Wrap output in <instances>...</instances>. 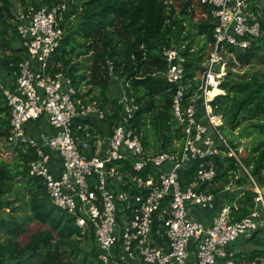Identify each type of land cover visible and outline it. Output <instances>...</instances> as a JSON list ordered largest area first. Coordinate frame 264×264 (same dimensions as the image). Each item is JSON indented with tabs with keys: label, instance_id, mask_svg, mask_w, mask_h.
Here are the masks:
<instances>
[{
	"label": "trees",
	"instance_id": "obj_1",
	"mask_svg": "<svg viewBox=\"0 0 264 264\" xmlns=\"http://www.w3.org/2000/svg\"><path fill=\"white\" fill-rule=\"evenodd\" d=\"M60 1L0 0V137H7L10 117L3 88L13 85L18 75V63L25 57L16 30L15 4L23 6L22 12L26 13L30 9L51 7ZM193 1L68 0L65 17L73 16V19H67V32L51 59L57 70L71 77L79 91L77 97L83 102L93 99L99 102L105 112L99 121L108 129L120 120L118 96L109 99L110 84L120 82L127 102L136 107L130 125L139 133L149 154H155L176 150L182 137L171 109L177 85L166 79L167 62L162 55L170 47L179 50L184 68L182 83L186 95H194L196 120L211 129L220 149L211 157L214 178L210 183L199 184L198 188L212 193L217 206L230 205L231 219L236 221L250 214L255 207L253 181L264 190V0H248L258 11L261 35L252 38L250 46L243 50L226 46L224 54H232L218 84L222 93L209 101L212 113L221 116V124L214 130L205 115L203 94L199 89L201 80L197 76L198 72L204 71L214 47V24L207 7L198 2L203 13L206 12L205 19L199 23L191 22ZM191 27L196 29L195 33ZM195 36H200L202 42L196 49L193 47ZM86 56L85 65L80 58ZM255 61L262 64L261 74L233 70L234 67H248ZM242 125H245L246 133L254 136L253 145L247 156L237 160L227 154L228 148L215 132L222 134L230 147L237 148L234 131ZM97 130L103 132L93 120L76 119L74 123V135L80 140L95 135ZM15 152L14 164L0 158V211L4 213L0 215V264H104L98 259L100 251L95 246L93 230L81 236L73 217L51 202L42 179L29 175L28 163L35 157L33 149L21 146L15 147ZM82 152L92 156L94 148L92 146L90 155L86 148ZM111 165L117 166V170L125 175L145 177L148 172L157 179L159 174L150 164L142 172L132 171L127 160ZM196 167L197 162H194L180 170L182 186L196 179ZM232 186L238 191L228 197L233 191ZM10 195L12 199L7 198ZM19 200L22 205H13ZM20 209H26L28 213L17 215ZM194 209L198 219H205L198 217V213L209 216L206 210ZM157 213L152 231L159 245L166 237ZM32 221L46 225V228L30 234L21 245L19 237ZM54 237L66 240L67 249L61 253L46 250ZM249 241L256 247L250 251L237 249ZM227 248L235 264H260L261 259L264 260V226L239 237Z\"/></svg>",
	"mask_w": 264,
	"mask_h": 264
},
{
	"label": "built area",
	"instance_id": "obj_2",
	"mask_svg": "<svg viewBox=\"0 0 264 264\" xmlns=\"http://www.w3.org/2000/svg\"><path fill=\"white\" fill-rule=\"evenodd\" d=\"M196 2L207 7L214 24V47L199 85L205 115L214 130L221 116L212 113L207 93L218 87L223 76L226 46L248 48L251 39L261 35V28L258 11L248 0ZM68 6V0H61L16 17L25 57L18 63L13 85L3 88L10 111L7 143L14 151L21 146L33 149L29 175L42 179L51 202L73 217L81 236L93 230L98 259L104 264H135L138 259L144 264H235L227 247L264 226V190L253 181L255 207L236 221L231 219L230 205L219 207L212 193L199 190V184L214 178L211 157L220 149L211 129L196 120L194 95L187 96L182 83L179 50L170 47L162 54L167 62L165 77L177 85L171 109L182 137L176 150L149 154L130 125L136 107L122 92L120 120L106 133V149L88 156L82 149L89 146L91 151L92 144L74 135V123L84 118L101 120L104 111L95 99L82 102L71 77L57 70L51 59L67 32V19H73L65 17ZM35 121H46L53 131L32 135L29 127ZM215 134L228 148L227 154L239 160L222 134L217 130ZM124 160L134 172L146 171L149 164L156 167L158 178L148 172L145 177L125 175L111 165ZM194 162L196 179L182 186L180 170ZM195 207L208 211V219L196 218ZM156 213L166 237L159 245L152 231Z\"/></svg>",
	"mask_w": 264,
	"mask_h": 264
},
{
	"label": "rangeland",
	"instance_id": "obj_3",
	"mask_svg": "<svg viewBox=\"0 0 264 264\" xmlns=\"http://www.w3.org/2000/svg\"><path fill=\"white\" fill-rule=\"evenodd\" d=\"M177 4V2H175ZM79 7V4H78ZM180 8V7H179ZM178 8V9H179ZM191 8L193 9V13L190 16L191 22L192 23H199L200 21H203L205 19V15H203V11L201 9V7L197 4L196 0L193 1ZM15 13H20L23 11V6H21L19 3L15 4ZM179 11V10H178ZM192 31L195 33L196 29L194 27H191ZM202 44V42L200 41V36H195V42L193 44L194 49H196L198 46H200ZM209 50V45L207 46V50L206 53H208ZM231 57V54L225 53L223 58L225 59V63L226 61ZM81 60H83V63L86 65L87 64V59L88 57L86 56V58L81 57ZM228 68V65L225 66V70ZM234 71H237L238 73H242L243 70H247L250 73H254V72H258L261 74L262 72V64L259 61H255L253 62L252 65L248 66V67H239L238 69L236 67L233 68ZM201 72L197 73V76L200 78L201 77ZM118 83L113 82L112 84H110V89H109V93L112 97H117L119 91H120V85H118ZM218 93H222V90H218ZM216 92V94H218ZM209 97V96H208ZM214 97V96H213ZM213 97H211L210 99H212ZM86 99V98H85ZM244 126L242 125L239 129H236L234 131V139H235V143L238 145L237 148L232 147L235 151H237V155L238 157H245L250 153V149L253 145V137L249 135L248 133H246L244 131ZM251 130V129H250ZM226 132V131H225ZM227 134V133H224ZM16 155V152L14 151V149H12V146L9 145L6 141L5 137H0V158L4 159L6 161H8L11 164L16 163L14 156ZM234 187L232 186L233 190ZM237 189V188H235ZM231 194V192H229ZM9 199H12L13 196L10 195L9 197H7ZM26 198V197H25ZM22 201H18L17 203L13 204V205H19ZM7 213L8 210H5ZM28 212L26 211V209H20L16 214L17 215H26ZM4 214L3 211H0V215ZM26 232L24 234H22L19 237V243L22 245L24 244L27 240H28V236L32 233H34L36 230H40V229H45L46 225H41L40 223H37L35 221L29 222L26 225ZM1 233H0V237H1ZM254 247H256L254 245V243H251V241L241 244L240 246H237L238 250H242V251H250L251 249H253ZM67 249V242L66 240H60L56 237H54L51 241V245L46 249L50 252H59L61 253L62 251ZM140 262H142L140 259H138ZM123 262V261H121ZM141 264V263H140ZM251 264V263H249ZM260 264H264V260L261 259Z\"/></svg>",
	"mask_w": 264,
	"mask_h": 264
},
{
	"label": "crops",
	"instance_id": "obj_4",
	"mask_svg": "<svg viewBox=\"0 0 264 264\" xmlns=\"http://www.w3.org/2000/svg\"><path fill=\"white\" fill-rule=\"evenodd\" d=\"M118 85H120V82H119ZM120 87H121V85H120ZM122 92H124V91L122 90V88H120V91H119V93L117 95L118 99L120 98ZM78 98L82 101V99L80 97H78ZM109 99H112L110 93H109ZM93 121H95L100 126V128L103 129V132H100V131L97 130V133L95 135H90L87 138H88V140H90L92 142V146L94 148V153L95 154H101L106 149V144H107L106 133H107V131L109 129L107 127H105V126H102L101 122L98 119H95ZM42 131L50 133V132L53 131V129L48 125V123L46 121H41V122L35 121V122H32L30 124L29 132H31L32 135H38ZM92 139H94V140L92 141ZM235 190H236V192L238 191L237 189H235ZM235 190L231 191V194ZM231 194H228V197H230ZM197 216L198 217L203 216L205 219L206 218L208 219V214L207 213H205V214L198 213ZM134 262H135V264H140L141 263L139 260L138 261H134Z\"/></svg>",
	"mask_w": 264,
	"mask_h": 264
},
{
	"label": "bare ground",
	"instance_id": "obj_5",
	"mask_svg": "<svg viewBox=\"0 0 264 264\" xmlns=\"http://www.w3.org/2000/svg\"><path fill=\"white\" fill-rule=\"evenodd\" d=\"M218 90H219L218 87H213V88H211V89L209 90V92L207 93V95H208L209 97H213V96L217 95L216 92L218 93Z\"/></svg>",
	"mask_w": 264,
	"mask_h": 264
},
{
	"label": "water",
	"instance_id": "obj_6",
	"mask_svg": "<svg viewBox=\"0 0 264 264\" xmlns=\"http://www.w3.org/2000/svg\"><path fill=\"white\" fill-rule=\"evenodd\" d=\"M87 151H88V154L90 155L91 151H90V147L89 146L87 147Z\"/></svg>",
	"mask_w": 264,
	"mask_h": 264
}]
</instances>
